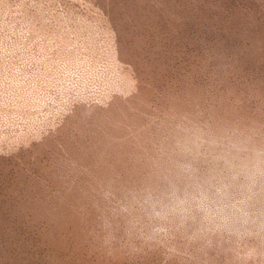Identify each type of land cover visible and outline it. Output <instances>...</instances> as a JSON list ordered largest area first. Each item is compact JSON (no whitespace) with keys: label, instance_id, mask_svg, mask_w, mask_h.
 <instances>
[{"label":"rangeland","instance_id":"rangeland-1","mask_svg":"<svg viewBox=\"0 0 264 264\" xmlns=\"http://www.w3.org/2000/svg\"><path fill=\"white\" fill-rule=\"evenodd\" d=\"M253 130L264 0H0V264H240L157 198Z\"/></svg>","mask_w":264,"mask_h":264},{"label":"clouds","instance_id":"clouds-1","mask_svg":"<svg viewBox=\"0 0 264 264\" xmlns=\"http://www.w3.org/2000/svg\"><path fill=\"white\" fill-rule=\"evenodd\" d=\"M185 143L191 144V138ZM183 156L169 170L157 198L161 211L197 223L193 240L208 247L213 238L247 241L236 254L240 264L264 257V132L201 140L186 147ZM201 158L207 167H201Z\"/></svg>","mask_w":264,"mask_h":264}]
</instances>
